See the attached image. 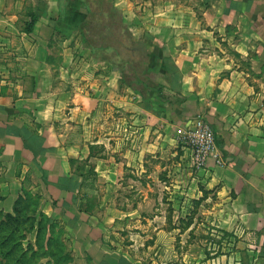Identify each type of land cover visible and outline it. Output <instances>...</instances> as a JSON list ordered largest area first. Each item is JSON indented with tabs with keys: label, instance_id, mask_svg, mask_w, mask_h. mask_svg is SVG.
Returning <instances> with one entry per match:
<instances>
[{
	"label": "crops",
	"instance_id": "1",
	"mask_svg": "<svg viewBox=\"0 0 264 264\" xmlns=\"http://www.w3.org/2000/svg\"><path fill=\"white\" fill-rule=\"evenodd\" d=\"M112 2L178 103L162 116L121 94L82 42L80 3L0 0V211L60 229L74 264H264V0ZM197 119L224 165L192 167L177 131ZM147 164L148 205L174 210L148 220L130 194Z\"/></svg>",
	"mask_w": 264,
	"mask_h": 264
},
{
	"label": "trees",
	"instance_id": "2",
	"mask_svg": "<svg viewBox=\"0 0 264 264\" xmlns=\"http://www.w3.org/2000/svg\"><path fill=\"white\" fill-rule=\"evenodd\" d=\"M67 2L80 3L86 10L87 17L81 34L82 42L97 62L104 63L111 70L120 73L121 89L123 87L130 89L133 94L141 98L147 110L162 116L178 103L169 99L162 86L154 85L158 72L157 57L150 51L147 42L134 38L125 18L116 9L112 0H67ZM34 24L35 19L25 31L30 33ZM75 163L77 162H71V164ZM88 198V195L80 193L79 209L86 214L95 209V205H91V200ZM24 208L27 207L16 206L14 209L16 215L7 214L5 217L8 220L17 219Z\"/></svg>",
	"mask_w": 264,
	"mask_h": 264
},
{
	"label": "rangeland",
	"instance_id": "3",
	"mask_svg": "<svg viewBox=\"0 0 264 264\" xmlns=\"http://www.w3.org/2000/svg\"><path fill=\"white\" fill-rule=\"evenodd\" d=\"M128 90L123 87L121 89V94L124 96H130L132 101H135L137 106L141 108L143 103L141 102V98L136 97L134 94L131 95L127 92ZM121 120L126 119V114L123 116L120 115ZM139 128H135L130 131L132 134L139 135ZM124 132V131H122ZM138 149V148H137ZM159 164V163H158ZM78 170L81 169L80 165H76ZM83 169V168H82ZM133 177V176H132ZM159 174L155 179V186L152 187V191L149 195H153L158 197L163 196L162 188L158 186L157 178H159ZM161 178V177H160ZM134 181H139L134 189L130 190L136 202L135 208L139 209L146 219L148 220V212L152 213H160L165 212L168 214L173 213L171 203H164L163 205H148V164H147V172L141 175L140 179L132 178ZM154 179L151 178L152 182ZM89 195V199L91 200V205L96 204L97 195L93 189L87 190ZM80 197V196H79ZM79 200V198H78ZM15 209V207H14ZM27 209V208H26ZM24 210V209H22ZM28 210V209H27ZM26 212V211H25ZM24 212V213H25ZM0 264H74V256L71 252V248L68 244L67 238L64 234L57 228L54 227L53 235L51 237L48 236V227L46 224L41 223L39 221H32L31 213H26L27 215L21 212L19 218L8 220L5 215L9 214L4 211H0ZM14 212L10 213L11 216ZM15 214V213H14ZM16 215V214H15ZM30 216V217H28ZM159 221H157L158 223ZM180 222V221H179ZM142 223L148 224L147 221H142ZM169 224L173 222H168ZM176 223V222H175ZM191 221L180 223L181 228L186 229L189 225H191ZM40 224V227L39 225ZM171 225V224H170ZM172 226V225H171ZM53 227V225H52ZM202 228V226L200 227ZM203 229V228H202ZM52 233V230L50 231ZM209 238V237H207ZM215 238H209V244L214 248ZM218 248H216L217 250ZM146 253L144 254L145 258H148V250L145 248ZM30 259V263H29Z\"/></svg>",
	"mask_w": 264,
	"mask_h": 264
},
{
	"label": "built area",
	"instance_id": "4",
	"mask_svg": "<svg viewBox=\"0 0 264 264\" xmlns=\"http://www.w3.org/2000/svg\"><path fill=\"white\" fill-rule=\"evenodd\" d=\"M178 142L190 151L192 167L203 170L209 159H214L217 166L224 161L217 151L216 135L204 120L197 119L192 126L177 131Z\"/></svg>",
	"mask_w": 264,
	"mask_h": 264
}]
</instances>
